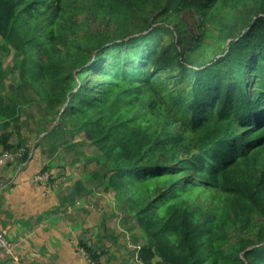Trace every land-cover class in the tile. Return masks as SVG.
<instances>
[{
	"label": "trees",
	"instance_id": "trees-1",
	"mask_svg": "<svg viewBox=\"0 0 264 264\" xmlns=\"http://www.w3.org/2000/svg\"><path fill=\"white\" fill-rule=\"evenodd\" d=\"M0 37L110 162L142 264H264V0H0Z\"/></svg>",
	"mask_w": 264,
	"mask_h": 264
},
{
	"label": "crops",
	"instance_id": "crops-1",
	"mask_svg": "<svg viewBox=\"0 0 264 264\" xmlns=\"http://www.w3.org/2000/svg\"><path fill=\"white\" fill-rule=\"evenodd\" d=\"M46 149L33 151L35 165L29 171L31 158L0 164V185L6 183L0 187V224L15 244L14 258L0 250V264H87L80 251L86 250L83 245L98 255L99 264H142L136 251L133 255L125 250L124 223L130 216L116 222L118 211L111 195L87 189L75 173L62 167L64 173L55 175L56 184L49 191L31 183L43 164L55 160ZM131 226L128 222L127 229Z\"/></svg>",
	"mask_w": 264,
	"mask_h": 264
},
{
	"label": "rangeland",
	"instance_id": "rangeland-1",
	"mask_svg": "<svg viewBox=\"0 0 264 264\" xmlns=\"http://www.w3.org/2000/svg\"><path fill=\"white\" fill-rule=\"evenodd\" d=\"M251 3V0H245ZM239 8L241 6L239 5ZM188 26L190 33L197 34L202 26L199 21L193 18V14L186 10L180 13ZM81 19L85 16H80ZM90 30L95 31L101 27L97 21L88 20ZM20 57L14 49L6 44L0 37V131L6 130L11 133L10 141L14 144L23 143L29 150L40 152L42 146H47L46 152L54 154L55 160L52 165H46L48 172L52 173L53 180L55 175L65 172H73L78 176L81 185L85 183L87 189H99L101 196H109L113 205L117 208L116 222L126 218L124 229L128 234H124L126 244L125 250L128 254L139 248L143 239L140 228H138L135 217L128 209L125 197L109 183L111 172L108 171L110 162H107L99 150L88 141L84 134L77 129H71L68 124L56 126V121L51 119V114L45 109V103L40 97L39 92L34 86L25 82L19 75L18 64ZM36 88L39 85H35ZM8 122L5 125V122ZM53 129L50 133L43 134ZM1 149V147H0ZM34 153V152H33ZM35 157L30 159L28 171L35 165ZM55 170V172H52ZM60 173V174H59ZM55 186V185H54ZM128 222L132 223V228L127 229ZM122 233L119 229L118 233ZM138 258V256H137ZM135 257V259H137ZM138 260V259H137ZM140 261V260H139Z\"/></svg>",
	"mask_w": 264,
	"mask_h": 264
},
{
	"label": "built area",
	"instance_id": "built-area-1",
	"mask_svg": "<svg viewBox=\"0 0 264 264\" xmlns=\"http://www.w3.org/2000/svg\"><path fill=\"white\" fill-rule=\"evenodd\" d=\"M33 151L31 150L29 155H32ZM18 153L13 151H3L0 153V164L5 165L6 163L12 161ZM31 183L35 186L41 188V190L45 193L52 189L55 185V181L53 180V176L51 172L47 170L37 171L35 172L30 179ZM6 184V183H5ZM2 183L0 187L2 188L4 185ZM0 250L7 255L8 257L14 258L15 256V244L7 237L2 225L0 224ZM81 254L86 258L87 264H99L92 256L84 249H80Z\"/></svg>",
	"mask_w": 264,
	"mask_h": 264
}]
</instances>
